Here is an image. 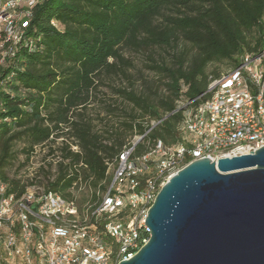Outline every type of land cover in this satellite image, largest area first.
Listing matches in <instances>:
<instances>
[{
	"label": "trees",
	"instance_id": "obj_1",
	"mask_svg": "<svg viewBox=\"0 0 264 264\" xmlns=\"http://www.w3.org/2000/svg\"><path fill=\"white\" fill-rule=\"evenodd\" d=\"M27 11L21 38L5 45L9 55L0 66V182L17 196L35 184L75 202L80 212L87 209L95 235L107 222L126 228L135 214L129 194L144 193L157 179L156 164L146 161L141 173L124 182L125 205L92 215L120 156L128 153V162L139 166L158 142L164 148L188 146L181 130L185 114L177 103L187 105L185 113L200 108L210 99L209 84L222 75L209 72L210 65L225 63L232 70L242 56L264 48V0H38ZM179 42L189 48L169 64L149 67L162 75L163 93L117 90L135 113L112 131L95 132L81 112L105 78L127 76L123 52L166 50ZM107 110L112 115L116 109ZM64 136L71 143L60 148L52 180L23 184L8 176L17 146L29 155ZM132 136L141 138L135 146L126 141ZM81 190L87 193L76 199Z\"/></svg>",
	"mask_w": 264,
	"mask_h": 264
},
{
	"label": "bare ground",
	"instance_id": "obj_2",
	"mask_svg": "<svg viewBox=\"0 0 264 264\" xmlns=\"http://www.w3.org/2000/svg\"><path fill=\"white\" fill-rule=\"evenodd\" d=\"M37 1L0 0V11L8 5L5 10V18H15L14 11L21 3L29 8ZM24 13H27V17L30 15L28 11ZM21 35L18 27H11L9 31L7 28H0V66L9 55V52L4 50L5 45L17 43ZM239 65L248 68H239ZM239 65L221 75L220 78L212 80L207 91L210 94V99L200 108L190 109L185 113L181 130L185 134L188 146L179 145L176 148H164L158 142L154 149L143 157L139 166L128 162V153L122 154L126 155V162L131 169L121 175H118V172H113L110 186L103 195L101 204L92 215L109 214L113 213V210L121 209L125 205L120 197L125 192L124 182L141 173L146 161L152 160L156 164L157 179L148 183L144 193L129 194L127 203L135 210V214L130 218L126 228L112 222L103 225L99 233L106 236L109 242L100 237L98 233L99 236L95 235L96 232L93 234V231H89L87 209L80 212L76 204L73 216L63 214L61 209L46 212L45 206H37L34 217H28V227L17 230V224L13 223L17 222L18 216L23 210V201L21 200L25 198L31 199V201L43 200V192L38 190L44 189L31 186L26 188L20 196H17L15 193L9 192L7 184H5V194L1 195L0 192V211H5L9 199L11 200L8 204V213H0V264H21L14 262L9 253L8 237L1 233H17L18 238L13 242V251H24V255L27 257L26 264H37V260L39 264H54V259L50 256H55V249L50 248L49 244L59 242L62 243V249H72V241L74 243L72 258H77V264H118L127 260L126 236L117 235V231L121 229L127 230L128 233L144 231L147 211L165 181L189 164L195 155L212 156L215 152V144L209 143L217 139L216 129H225V122L219 121L220 117H234V110L230 107H248L253 104V108L247 109L248 119L233 121V128L246 132V138H250V140H260L264 136L263 127H251L250 125V121H255V109L264 110V48L257 53L242 56ZM235 78L236 80H234ZM244 82L243 92L238 99L240 83ZM255 92H258V98H255ZM227 93H230V96H227ZM219 101H221L222 108L220 113L209 114V110L213 109ZM186 106L179 103L178 108ZM256 121H264V113H256ZM122 155L119 158V163ZM219 158L222 157H216V160ZM0 187H4V183L0 182ZM129 187L133 190V184ZM115 198H118L119 205H114ZM58 201L66 200L60 195L48 191L47 206H54ZM93 228L96 227L93 226ZM38 235L41 237L38 238ZM148 240L149 238H145L143 245H137V250H131V257L146 245ZM103 242L107 248L101 253V249L95 248L101 246ZM61 264H76V259L62 260Z\"/></svg>",
	"mask_w": 264,
	"mask_h": 264
},
{
	"label": "water",
	"instance_id": "obj_3",
	"mask_svg": "<svg viewBox=\"0 0 264 264\" xmlns=\"http://www.w3.org/2000/svg\"><path fill=\"white\" fill-rule=\"evenodd\" d=\"M145 224L147 244L118 264H264V147L190 162L160 188Z\"/></svg>",
	"mask_w": 264,
	"mask_h": 264
},
{
	"label": "rangeland",
	"instance_id": "obj_4",
	"mask_svg": "<svg viewBox=\"0 0 264 264\" xmlns=\"http://www.w3.org/2000/svg\"><path fill=\"white\" fill-rule=\"evenodd\" d=\"M27 6L21 3L14 11L15 18L20 22L24 15ZM182 48H189L183 42H179L176 47L163 49H152L146 51H125L123 57L128 61V65L124 66L127 76H119L112 78H105L99 85L96 96L87 107L81 112L82 117L86 121H90L92 128L97 133H105L112 131L119 127L120 123L127 121L129 118L127 114L135 113L132 106L124 101L117 90L125 89L126 91H133L137 94L147 92L163 93L164 87L161 85V74L151 70L149 67L153 63L162 64L173 61V57ZM218 70L222 75L231 70V67L223 63H214L208 67V71ZM160 81V82H159ZM182 104V102H180ZM179 102L177 103V106ZM107 107L114 110V114L110 115ZM153 124V123H152ZM183 133V131H182ZM185 136V134L183 133ZM139 136H132L127 138V144H134L139 141ZM63 141V142H62ZM63 143H71L70 138L64 136L62 139L56 140L55 143H49L44 146L36 147L33 153L27 155L21 152L22 145L17 146V160L14 161L13 168L8 172L11 179L20 180L21 183L26 184L30 181H44L45 179L52 180L56 175V165L61 160L60 148ZM74 150V148H73ZM110 175H113V168H110ZM37 186L35 184L28 187ZM43 189V188H41ZM87 193L86 190L76 191V199H80Z\"/></svg>",
	"mask_w": 264,
	"mask_h": 264
},
{
	"label": "built area",
	"instance_id": "obj_5",
	"mask_svg": "<svg viewBox=\"0 0 264 264\" xmlns=\"http://www.w3.org/2000/svg\"><path fill=\"white\" fill-rule=\"evenodd\" d=\"M7 8L8 5L4 6V8H2V10L0 11V28H7L8 31L10 30L11 27H18L19 29L21 21L19 22L16 18H5V10H7ZM23 16L27 17V13H24ZM23 26H25V24H23ZM239 68H248V67L239 65ZM234 80H236V78ZM244 84L245 82L240 83V89L238 91V99L243 92ZM227 96H230V93H227ZM255 98H258V92H255ZM230 108L234 110V117H220L219 121L225 122V129H216L217 139L209 143V144H215V152L212 154V156H202L201 154H197L195 155V158L193 160H190V162L203 158H208L211 161H216V157H233V156L244 155L253 152L261 147H264V136H262L260 140H250V138H246V132L238 131V129L233 128V121L248 119L247 109L253 108V104H251L248 107H230ZM221 109H222L221 101H219L217 102V105L213 107V109L209 110V114L220 113ZM182 112L183 114H185V109H183V107H182ZM256 113H264V110L255 109V121H250L251 127L264 128V121H256ZM214 129H215V125H214ZM139 160L143 161V158ZM129 169L131 168L126 162V155H122L120 163L118 164L117 168L113 170V172H118V175H121L127 173ZM167 181H165V183ZM5 184L6 183H4V187H0L1 195L5 194ZM38 191L43 192V200L31 201V199H26V198L21 200L23 201V210L20 212L17 222L13 223V224H17V230L26 229V227H28V217H34V212L37 206H45L46 212L53 211V209H61L63 214L67 216L74 215V205L76 203H73V201H58V203H55L54 206H47L48 191L45 190H38ZM10 200L11 199H9L8 204H10ZM8 204L5 211H0V213L2 214L8 213ZM114 205H119L118 198H115ZM1 234L5 237H8L9 253L10 255H12L14 262L26 264L27 257L24 255V251L23 252L13 251V242L16 238H18L17 233H1ZM117 235L126 236V244L128 245V253L126 254L127 259L131 258V250H137V245H143V241L145 240V238L150 237L149 230L146 227V224L144 226V231H138L137 233H128L127 230L121 229L117 231ZM39 237L41 236L38 235V238ZM49 247L55 249V256H50L53 257L54 264H61L62 260H67V259H76V264H77V258H72V251H74L73 241H72V249H62V243L59 242H54V244H49ZM106 248L107 247L103 242L101 246L96 247L95 249H101V253H102L103 251L106 250ZM37 264H39L38 260H37Z\"/></svg>",
	"mask_w": 264,
	"mask_h": 264
}]
</instances>
